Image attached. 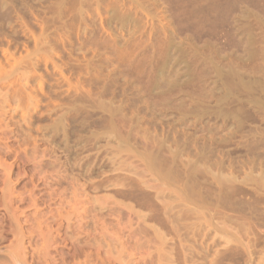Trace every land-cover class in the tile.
Instances as JSON below:
<instances>
[{"label": "rangeland", "instance_id": "rangeland-1", "mask_svg": "<svg viewBox=\"0 0 264 264\" xmlns=\"http://www.w3.org/2000/svg\"><path fill=\"white\" fill-rule=\"evenodd\" d=\"M0 264H264V0H0Z\"/></svg>", "mask_w": 264, "mask_h": 264}]
</instances>
